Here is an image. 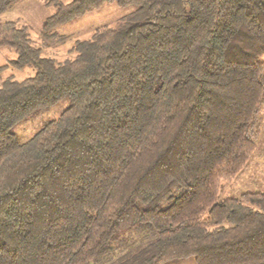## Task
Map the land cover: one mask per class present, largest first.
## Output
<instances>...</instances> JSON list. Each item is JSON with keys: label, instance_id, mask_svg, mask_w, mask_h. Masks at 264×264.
Masks as SVG:
<instances>
[{"label": "trees", "instance_id": "16d2710c", "mask_svg": "<svg viewBox=\"0 0 264 264\" xmlns=\"http://www.w3.org/2000/svg\"><path fill=\"white\" fill-rule=\"evenodd\" d=\"M108 3L134 11L63 61L0 22L35 69L0 67V264H264V190L218 200L264 150V0H50L44 27Z\"/></svg>", "mask_w": 264, "mask_h": 264}, {"label": "rangeland", "instance_id": "374dc122", "mask_svg": "<svg viewBox=\"0 0 264 264\" xmlns=\"http://www.w3.org/2000/svg\"><path fill=\"white\" fill-rule=\"evenodd\" d=\"M50 0H15L5 11L0 13V22L15 21L19 26H27L33 44L41 47L44 56L58 61L75 56L71 51L77 40L89 38L102 25H117L131 15L134 7H124L116 3L105 4L102 8L76 17L60 26L46 31L44 25L49 16L55 12ZM18 54L8 45H0V67L3 66L2 76L25 79L35 73L32 66L17 67L13 62ZM64 100L57 105L40 111L29 120L17 125L14 129L23 141L28 140L49 119L56 118L67 106ZM261 125L264 135V106L261 111ZM264 190V150H257L246 168L233 182H224L218 200L223 202L232 196H239L246 191ZM136 236V234H135ZM149 235H140V239ZM138 237V235H137ZM162 264H195L192 257L176 259Z\"/></svg>", "mask_w": 264, "mask_h": 264}, {"label": "crops", "instance_id": "0c3cea01", "mask_svg": "<svg viewBox=\"0 0 264 264\" xmlns=\"http://www.w3.org/2000/svg\"><path fill=\"white\" fill-rule=\"evenodd\" d=\"M262 130H263V128H262Z\"/></svg>", "mask_w": 264, "mask_h": 264}]
</instances>
